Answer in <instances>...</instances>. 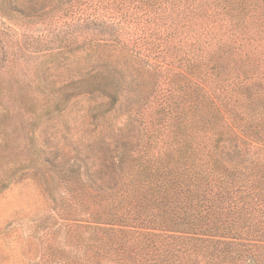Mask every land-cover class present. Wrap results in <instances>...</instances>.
I'll list each match as a JSON object with an SVG mask.
<instances>
[{
    "label": "trees",
    "instance_id": "obj_1",
    "mask_svg": "<svg viewBox=\"0 0 264 264\" xmlns=\"http://www.w3.org/2000/svg\"><path fill=\"white\" fill-rule=\"evenodd\" d=\"M70 6V39L112 42L153 60L163 78L146 107L142 149L121 154L112 191L96 195L82 186L85 230L76 236V226H68L67 249L54 248L52 260L264 264V107L255 104L257 90L264 91V0ZM84 82L83 92L107 97L106 110L115 106L114 79L94 75ZM227 141L239 144L235 160L219 154ZM46 188L56 212L65 211L60 193Z\"/></svg>",
    "mask_w": 264,
    "mask_h": 264
},
{
    "label": "rangeland",
    "instance_id": "obj_2",
    "mask_svg": "<svg viewBox=\"0 0 264 264\" xmlns=\"http://www.w3.org/2000/svg\"><path fill=\"white\" fill-rule=\"evenodd\" d=\"M69 1L0 0V264H62L51 254L65 247L68 226L76 236L85 230L84 188L97 195L117 186L119 158L142 149L146 107L163 78L153 60L112 42L70 39ZM94 75L115 81L110 110L105 95L83 92ZM255 97L263 108L264 91ZM219 154L235 160L239 144L223 142ZM47 185L65 211L56 212Z\"/></svg>",
    "mask_w": 264,
    "mask_h": 264
}]
</instances>
